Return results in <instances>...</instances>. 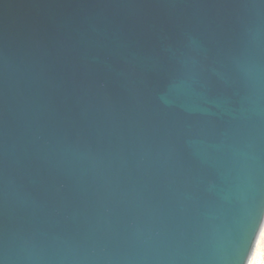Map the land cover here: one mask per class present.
<instances>
[{"label":"water","instance_id":"95a60500","mask_svg":"<svg viewBox=\"0 0 264 264\" xmlns=\"http://www.w3.org/2000/svg\"><path fill=\"white\" fill-rule=\"evenodd\" d=\"M264 224V0H0V264H250Z\"/></svg>","mask_w":264,"mask_h":264},{"label":"bare ground","instance_id":"6f19581e","mask_svg":"<svg viewBox=\"0 0 264 264\" xmlns=\"http://www.w3.org/2000/svg\"><path fill=\"white\" fill-rule=\"evenodd\" d=\"M263 235H264V224H263V227H262L261 232L259 234L257 243L255 245L250 264H255V261H257V260H258L259 264H264L263 263V248H262Z\"/></svg>","mask_w":264,"mask_h":264},{"label":"rangeland","instance_id":"374dc122","mask_svg":"<svg viewBox=\"0 0 264 264\" xmlns=\"http://www.w3.org/2000/svg\"><path fill=\"white\" fill-rule=\"evenodd\" d=\"M262 248H263V263H264V235H263V239H262ZM255 264H259L258 260L255 261Z\"/></svg>","mask_w":264,"mask_h":264}]
</instances>
